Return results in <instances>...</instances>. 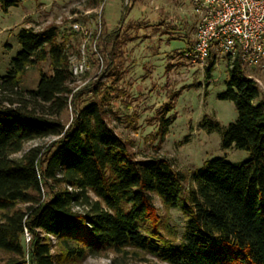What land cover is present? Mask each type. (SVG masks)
I'll list each match as a JSON object with an SVG mask.
<instances>
[{
  "label": "trees",
  "instance_id": "1",
  "mask_svg": "<svg viewBox=\"0 0 264 264\" xmlns=\"http://www.w3.org/2000/svg\"><path fill=\"white\" fill-rule=\"evenodd\" d=\"M0 1L7 11L19 0ZM128 12L117 29L105 28L100 35L105 64L100 77L75 92L72 34L56 26L20 31L21 51L0 78V211L5 212L0 251L9 255L0 264H59L128 249L169 264H264L260 86L240 62L229 68L220 99L235 103L238 119L223 132V147L251 156L240 163L208 161L193 174L195 188L185 195L183 177L169 160H137L107 121L105 105L119 91L118 41ZM45 61L52 73L41 72L36 89L22 90L28 69ZM208 62L210 80L215 60ZM86 95L93 101L81 106ZM69 107L73 118L67 127L60 116ZM172 122H165L163 134ZM49 137L56 140L13 158L25 143ZM155 196L187 216L181 241L160 232Z\"/></svg>",
  "mask_w": 264,
  "mask_h": 264
},
{
  "label": "rangeland",
  "instance_id": "2",
  "mask_svg": "<svg viewBox=\"0 0 264 264\" xmlns=\"http://www.w3.org/2000/svg\"><path fill=\"white\" fill-rule=\"evenodd\" d=\"M124 10L129 12L118 41L121 80L115 98L105 105L108 124L127 143L137 160H169L183 177L187 195L195 188L193 174L202 170L208 161L219 158L240 163L251 156L245 150L223 147V132L238 119L235 103L220 99V94L227 89L229 63L226 56L216 54L209 80L206 76L209 62L205 66L192 62L188 54L195 41L197 20L188 0H130L129 4L126 0H19L17 6L7 11L0 1V78L7 75L13 58L21 51L19 34L23 28L40 32L56 26L67 36L72 34L71 64L85 62V71L71 84L73 91L96 81L105 65L100 35L105 28L107 32L117 29ZM41 72L52 73L49 61L30 67L22 78L21 89H36ZM247 73L258 83L264 97V62L247 67ZM91 101L93 98L86 95L81 106ZM72 118L70 107L60 116L67 127ZM169 120L173 122L163 134L162 128ZM217 124L220 129L215 128ZM55 140L49 137L27 142L13 158ZM155 206L162 235L173 242L181 241L187 216L178 209L166 207L157 196ZM4 214L0 211V220ZM50 240L55 246L56 239L51 236ZM8 258L7 253L0 251V263ZM59 264L169 263L128 249Z\"/></svg>",
  "mask_w": 264,
  "mask_h": 264
},
{
  "label": "built area",
  "instance_id": "3",
  "mask_svg": "<svg viewBox=\"0 0 264 264\" xmlns=\"http://www.w3.org/2000/svg\"><path fill=\"white\" fill-rule=\"evenodd\" d=\"M130 0H126L129 4ZM197 27L189 57L193 63L228 59L232 70L240 62L255 67L264 62V0H188ZM79 29L78 25H75ZM72 62V60H70ZM85 71V62L71 64L73 78ZM29 241L30 235L26 233Z\"/></svg>",
  "mask_w": 264,
  "mask_h": 264
}]
</instances>
